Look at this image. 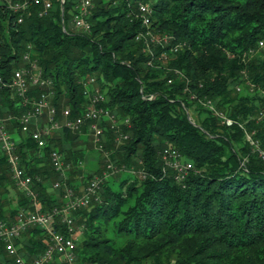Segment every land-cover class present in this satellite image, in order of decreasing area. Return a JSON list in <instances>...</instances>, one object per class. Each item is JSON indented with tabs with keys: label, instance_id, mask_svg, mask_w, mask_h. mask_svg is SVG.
Here are the masks:
<instances>
[{
	"label": "trees",
	"instance_id": "1",
	"mask_svg": "<svg viewBox=\"0 0 264 264\" xmlns=\"http://www.w3.org/2000/svg\"><path fill=\"white\" fill-rule=\"evenodd\" d=\"M138 1L152 8L151 33L168 37L163 44L149 42L150 51L144 39L136 38L146 30ZM92 2L88 32L66 25L64 30L56 1L46 16L31 10L21 23L0 5V75L5 81L15 68L27 66L22 56L28 52L52 80L55 119L66 107L70 118L81 115L87 105L84 82L91 77L108 95L103 105L119 119L129 118V125L119 124L128 136L117 146L110 121L100 123L112 161L117 157L133 172L127 171L116 188L106 179L98 200L76 211L80 239L75 251L96 264H264V159L257 152L264 150V117H257L262 102L257 93L264 90V48L259 47L264 0ZM71 5L64 1L65 20ZM42 90L30 85V101ZM206 98L228 121L204 106ZM25 108L9 87L0 86V120L9 133L13 128L21 132ZM86 129L87 121L77 131L63 127L43 148L26 134L17 141L16 152L41 210L59 206L65 186L75 193L72 182L84 151L64 147ZM168 145L192 163L181 180L173 169L163 170L160 153ZM52 148L69 166L59 198L47 192V181L59 177L49 158ZM12 187L0 151V193ZM17 195L8 213L0 196L1 218L13 221L19 209H32L23 192ZM56 228L65 231L63 224ZM42 238V230L31 227L15 244L29 261L44 250ZM1 259L11 260L2 244Z\"/></svg>",
	"mask_w": 264,
	"mask_h": 264
},
{
	"label": "built area",
	"instance_id": "2",
	"mask_svg": "<svg viewBox=\"0 0 264 264\" xmlns=\"http://www.w3.org/2000/svg\"><path fill=\"white\" fill-rule=\"evenodd\" d=\"M53 1L59 2L61 11V21L63 29L65 25H70L73 29L82 32H88L91 24L88 18L91 15L93 8L92 0H71V8L68 10L70 17L65 20L63 14V5L65 0H0V5L16 14V20L21 23L23 19L31 15V10L39 17L46 16L53 8ZM105 2L115 3L117 0H104ZM137 9L142 24L146 28L145 32L138 33L136 38L144 39V44L148 47L149 42L166 43L168 37L163 35L159 38L151 33L150 16L152 8L143 1H138ZM163 40V41H162ZM259 47L264 48V42L259 41ZM172 51L176 47L171 48ZM251 51V50H250ZM26 67L15 68L9 80L5 81L0 75V86L9 87L12 92L21 99V102L26 108L21 113L19 118L20 130L22 133L30 137L38 147L43 148L47 145V139L53 131L61 130L66 127L70 130H80L81 125L87 121L89 130L97 134L103 130L100 123L103 120H108L111 123V128L114 129L116 140L124 139L128 136L127 133L120 131L119 124L129 125V118H118L115 110L104 106L108 101L107 93L95 85V79L89 78L84 82L83 94L87 98V105L80 116L70 118V109L68 107L61 111L62 121L55 119L56 109L49 102V97L52 94V80L50 77L43 76V72L36 60H32L28 52L22 56ZM170 82V80H168ZM30 85H35L43 90L38 98L30 101L27 96V91ZM236 90H240V86H235ZM250 90L252 87L250 86ZM258 96L262 102L258 108V118L264 117V90H258ZM30 104V106H27ZM204 106L211 108L220 117L221 121H228L222 112L215 109L214 102L206 98L203 101ZM46 112V123L40 127L31 128L32 120H41L42 115ZM98 137H96V140ZM250 143H253L250 136L247 135ZM101 147V145H100ZM17 141L11 137L8 130L0 120V149L6 155L7 163L11 173V178L14 184L23 191L30 199L32 209H19L14 220L9 221L0 217V244H2L6 255L11 260L1 259L0 264H50L52 261H57L59 264H78L77 254L75 251L76 233L80 226H75V213L80 208L88 206L91 199L98 200L99 191L103 182L115 173L116 167L113 161L108 159V155L104 167L97 174L91 176L87 181L81 194H75L72 188L65 186L64 200L59 206H54L49 210H41V203L38 200L36 192L31 188L32 178L26 174L21 166L20 157L16 152ZM259 156L264 159V150L257 149ZM163 162V170L166 168L173 169L175 178L181 180L187 172L192 168V163L184 159L180 153L171 145L164 147L160 153ZM50 162L54 170L58 173V180L52 183L55 190L61 188V184L66 179L68 165L64 163L63 154L56 148L49 151ZM133 172V170H128ZM141 177L145 176L143 170L138 171ZM58 219V221H57ZM57 224H63L65 231L61 232L56 228ZM31 227L40 228L43 232L42 242L44 250L33 256L27 261V255L19 248L20 244H15L22 238L23 233Z\"/></svg>",
	"mask_w": 264,
	"mask_h": 264
},
{
	"label": "rangeland",
	"instance_id": "3",
	"mask_svg": "<svg viewBox=\"0 0 264 264\" xmlns=\"http://www.w3.org/2000/svg\"><path fill=\"white\" fill-rule=\"evenodd\" d=\"M66 27L69 30L77 31V30L73 29L70 25H68V23H67ZM159 37L160 36H157V38H159ZM155 43L156 44H163L164 41L163 42H155ZM146 49H148V51H150V44L148 45V47H146ZM257 55H261V49L257 52ZM95 85L98 88L103 89L96 82H95ZM50 98L51 97H49V102H50ZM112 110H114V109H112ZM45 118H46V112H44L41 119L45 120ZM59 121H62V119L59 118ZM101 131H102L101 133L96 135V137H98V139L96 140L94 133L87 128L85 131L82 130L81 132L78 133L77 137L75 138V140L73 141L72 144L68 145L65 143L66 144L65 147L63 146L64 148H67V149L69 146H71V148L74 150L75 149H82L84 151L82 163L79 166V169L76 170V172L74 174L75 179L72 182V183H74L73 187H75V189H76L75 194H81L82 193L84 187L87 184L85 182V181H87V176L97 174V171L101 170L103 168V166L105 165V162L107 161L105 154H107L108 159L110 161H112V158H111V152L112 151L110 149H107L104 147V145L107 144V142H106L107 134L104 132V130H101ZM124 140L125 139L116 140V138L114 136V142H115L116 146L119 145L120 143H122ZM100 145H101V147H100ZM113 162L115 164L116 171L114 174H112L109 177L108 183L112 187L116 188L118 186L121 178L126 176V174H127L126 172L128 170L126 171V167L121 165L122 163H120L118 161L117 157L113 158ZM133 176H137V174H133ZM10 189L12 190L13 195L18 194L17 187H14V188L12 187ZM47 192L52 194L53 197H58V198H59V195L61 193L60 191H57L52 187L51 181H47ZM17 201H18V198H16V202ZM4 202L2 203V207H4V206L6 207V205H9V200H7L6 203H4ZM76 236H77V239L79 240L80 239V229H78ZM76 254H77V263L78 264H96L95 262H92L90 259L87 260L86 256L84 259H82V255L79 252L78 253L76 252Z\"/></svg>",
	"mask_w": 264,
	"mask_h": 264
},
{
	"label": "crops",
	"instance_id": "4",
	"mask_svg": "<svg viewBox=\"0 0 264 264\" xmlns=\"http://www.w3.org/2000/svg\"><path fill=\"white\" fill-rule=\"evenodd\" d=\"M62 120H63V118H61ZM46 120H47V118H45V120L44 119H41V120H39V121H35V120H32L31 121V123H30V127L31 128H35V127H40V126H42V125H45V123H46ZM3 121V120H2ZM3 123V122H2ZM4 124V123H3ZM5 126V125H4ZM87 128H88V126H87ZM89 129V128H88ZM60 130H58L57 132H59ZM10 135H11V137L12 138H14L16 141H19L20 139H22V138H24L25 137V134L24 133H22V132H20V133H18V132H16V130H15V128H13L12 129V131H10ZM0 151L3 153V151L0 149ZM16 186V185H15ZM17 187V186H16ZM17 189H18V191H20V192H23L21 189H19L18 187H17ZM0 196H1V203H3L4 201V203H6L7 202V200H9V205H6V207L4 206V207H2L3 208V210L6 212V213H8V211H9V209L11 208V207H13V205L14 206H16V198H18V195H13V192H12V190L9 188L7 191H3L2 190V192L0 193ZM12 204V205H11ZM24 253H26L25 251H24Z\"/></svg>",
	"mask_w": 264,
	"mask_h": 264
},
{
	"label": "water",
	"instance_id": "5",
	"mask_svg": "<svg viewBox=\"0 0 264 264\" xmlns=\"http://www.w3.org/2000/svg\"><path fill=\"white\" fill-rule=\"evenodd\" d=\"M188 116V118H189V115H187Z\"/></svg>",
	"mask_w": 264,
	"mask_h": 264
}]
</instances>
